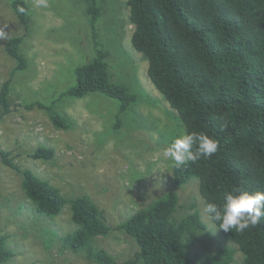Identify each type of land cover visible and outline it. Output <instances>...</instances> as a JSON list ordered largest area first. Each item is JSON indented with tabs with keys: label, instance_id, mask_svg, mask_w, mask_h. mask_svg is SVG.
Returning a JSON list of instances; mask_svg holds the SVG:
<instances>
[{
	"label": "trees",
	"instance_id": "obj_1",
	"mask_svg": "<svg viewBox=\"0 0 264 264\" xmlns=\"http://www.w3.org/2000/svg\"><path fill=\"white\" fill-rule=\"evenodd\" d=\"M93 31L96 56L75 68L77 84L60 97L83 98L102 93L120 100L118 115L130 110L139 97L131 84L114 82L106 61L108 53L99 40L96 23L102 9L97 0H82ZM130 21L135 25L131 43L148 62V75L157 90L177 111L186 134L203 133L218 143L211 157L173 166L176 188L199 181L205 205L221 203L224 192H264V0H127ZM21 24L29 19L25 0H12ZM18 7H24L20 13ZM24 36L11 37L5 52L15 62L9 79L0 84V120L13 110L12 77L29 63L21 48ZM28 109H43L57 130L69 124L51 103H31ZM29 157L50 161L51 147L39 146ZM0 162L22 179V189L38 215L57 216L66 205L76 230L64 237V245L83 252L94 264H232L237 252L242 264H264V217L243 232H224L223 243L207 253H193L201 236L209 237L200 212L178 217L179 196L167 192L140 208L118 225L138 245V252L119 260L95 242L106 237L112 226L105 212L84 194L66 199L61 190L32 170L20 167L10 151L0 148ZM212 239V236H211ZM14 252L8 235H0V264Z\"/></svg>",
	"mask_w": 264,
	"mask_h": 264
},
{
	"label": "rangeland",
	"instance_id": "obj_2",
	"mask_svg": "<svg viewBox=\"0 0 264 264\" xmlns=\"http://www.w3.org/2000/svg\"><path fill=\"white\" fill-rule=\"evenodd\" d=\"M25 1L29 19L21 24L12 0H0V84L10 78L16 65L5 52L11 37L24 36L21 48L29 63L12 77L13 110L0 120V148L10 151L20 167L59 188L66 199L90 196L113 228L95 243L119 260L134 256L139 248L118 225L171 190L177 191L180 200L176 215L184 216L195 205L211 234L201 236L192 252L215 251L223 240L203 211L199 181L192 179L176 188L174 164L163 155L186 129L151 82L147 60L132 46L135 25L127 0H97L102 12L96 30L101 48L108 53L112 80L131 84L139 97L120 116L121 125L118 99L98 92L83 98L60 97L77 84L75 68L96 56L87 4L47 0V7H36L35 0ZM35 102L52 103L69 128L57 130L48 112L27 108ZM39 146L53 148L55 157L50 161L29 157ZM22 179L0 162V235H8L14 252L5 264H94L83 252L64 245V237L77 228L70 205L57 216L38 215L26 199ZM242 259L237 252L232 264H242Z\"/></svg>",
	"mask_w": 264,
	"mask_h": 264
},
{
	"label": "clouds",
	"instance_id": "obj_3",
	"mask_svg": "<svg viewBox=\"0 0 264 264\" xmlns=\"http://www.w3.org/2000/svg\"><path fill=\"white\" fill-rule=\"evenodd\" d=\"M36 7H47V0H35ZM25 13L24 7H18ZM218 143L203 133L181 134L164 149L163 155L177 167L188 162L195 163L201 157H211ZM209 219L219 223L224 232H243L255 226L264 217V192H224L221 203H207L203 209Z\"/></svg>",
	"mask_w": 264,
	"mask_h": 264
}]
</instances>
